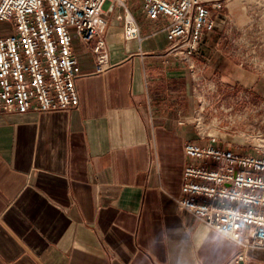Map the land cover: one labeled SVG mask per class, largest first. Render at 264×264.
Segmentation results:
<instances>
[{
    "label": "crops",
    "instance_id": "0c3cea01",
    "mask_svg": "<svg viewBox=\"0 0 264 264\" xmlns=\"http://www.w3.org/2000/svg\"><path fill=\"white\" fill-rule=\"evenodd\" d=\"M97 39L72 36L82 77L69 112L0 114V264H228L237 244L179 211L183 147L198 143L196 83L166 54V20L126 0ZM240 264H264L249 249Z\"/></svg>",
    "mask_w": 264,
    "mask_h": 264
},
{
    "label": "built area",
    "instance_id": "2783aa9c",
    "mask_svg": "<svg viewBox=\"0 0 264 264\" xmlns=\"http://www.w3.org/2000/svg\"><path fill=\"white\" fill-rule=\"evenodd\" d=\"M148 21L166 20V54L186 68L196 87L206 64L199 50L216 29V15L229 0H138ZM126 0H0V114L69 112L79 107L82 77L72 53V36L84 44L97 39L96 74L109 66L103 36L105 14L119 7L126 40H140ZM199 102V100H198ZM198 105L195 126L198 125ZM187 142L179 211L234 242L239 252L228 264L246 261L249 249H264V154L198 132ZM207 139L206 143H204Z\"/></svg>",
    "mask_w": 264,
    "mask_h": 264
},
{
    "label": "rangeland",
    "instance_id": "374dc122",
    "mask_svg": "<svg viewBox=\"0 0 264 264\" xmlns=\"http://www.w3.org/2000/svg\"><path fill=\"white\" fill-rule=\"evenodd\" d=\"M216 19L199 50L206 68L196 87L198 130L263 155L264 0H229Z\"/></svg>",
    "mask_w": 264,
    "mask_h": 264
}]
</instances>
